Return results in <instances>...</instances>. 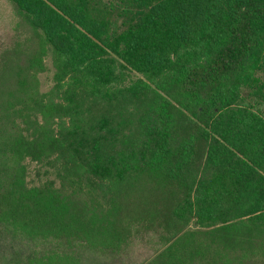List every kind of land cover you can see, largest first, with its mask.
I'll return each mask as SVG.
<instances>
[{
  "label": "trees",
  "instance_id": "obj_1",
  "mask_svg": "<svg viewBox=\"0 0 264 264\" xmlns=\"http://www.w3.org/2000/svg\"><path fill=\"white\" fill-rule=\"evenodd\" d=\"M7 1L0 264H264V0Z\"/></svg>",
  "mask_w": 264,
  "mask_h": 264
},
{
  "label": "rangeland",
  "instance_id": "obj_2",
  "mask_svg": "<svg viewBox=\"0 0 264 264\" xmlns=\"http://www.w3.org/2000/svg\"><path fill=\"white\" fill-rule=\"evenodd\" d=\"M12 7L7 0H0V41L11 43L14 32H11L9 25V17L12 14ZM7 35V36H6ZM11 40V41H10ZM46 71L41 73L38 78L40 82V91L42 93L49 92L53 86V75L55 69L52 64L51 57L48 56L45 59ZM25 165L27 168L26 173V184L28 187L41 186L47 181H54L55 185L58 186V181L55 178V171L50 169L45 163H37L31 160H26ZM155 254L153 251L146 246L142 249L136 250L134 254H131L128 258H124L122 261L106 260L99 261L95 259L90 264H146L148 260H151Z\"/></svg>",
  "mask_w": 264,
  "mask_h": 264
}]
</instances>
